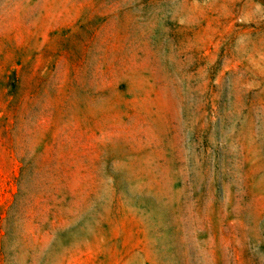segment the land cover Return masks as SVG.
<instances>
[{
    "label": "rangeland",
    "instance_id": "obj_1",
    "mask_svg": "<svg viewBox=\"0 0 264 264\" xmlns=\"http://www.w3.org/2000/svg\"><path fill=\"white\" fill-rule=\"evenodd\" d=\"M0 264H264V0H0Z\"/></svg>",
    "mask_w": 264,
    "mask_h": 264
}]
</instances>
